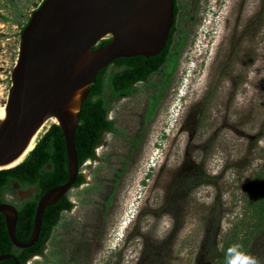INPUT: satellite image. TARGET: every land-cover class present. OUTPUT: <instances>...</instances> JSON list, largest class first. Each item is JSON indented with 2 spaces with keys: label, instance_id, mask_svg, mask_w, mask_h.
<instances>
[{
  "label": "rangeland",
  "instance_id": "374dc122",
  "mask_svg": "<svg viewBox=\"0 0 264 264\" xmlns=\"http://www.w3.org/2000/svg\"><path fill=\"white\" fill-rule=\"evenodd\" d=\"M41 3L0 0V14L8 17H0V106L7 102L19 56L14 20ZM178 5L172 57L147 82L135 84L132 95L111 100L107 117L115 130L102 133L96 158L82 164L85 182L67 194L73 207L62 212L44 254L26 264H135L138 236V264H216L236 222L238 237L244 236L251 210L243 197L264 170V79L248 78L254 60L264 72V0ZM171 69L164 96L152 109L153 95ZM112 70L113 65L107 75ZM54 123L56 118L36 135L33 147ZM137 136L140 146L133 150ZM243 173L251 176L238 183ZM34 191L14 184L5 198L19 205ZM165 214L174 225L157 240ZM118 233L125 237L113 248ZM242 261L264 264V228L254 233Z\"/></svg>",
  "mask_w": 264,
  "mask_h": 264
},
{
  "label": "water",
  "instance_id": "95a60500",
  "mask_svg": "<svg viewBox=\"0 0 264 264\" xmlns=\"http://www.w3.org/2000/svg\"><path fill=\"white\" fill-rule=\"evenodd\" d=\"M174 9V0H44L33 11L21 34L5 111L0 108V169L9 168L5 166L56 118L65 139L69 178L39 198L28 241L16 235L17 205L0 203L14 246L28 248L38 241L46 207L67 195L82 173L75 134L82 104L99 71L120 57L157 55L167 44ZM78 90L81 97L72 102ZM8 257L14 255L0 254V260Z\"/></svg>",
  "mask_w": 264,
  "mask_h": 264
},
{
  "label": "trees",
  "instance_id": "16d2710c",
  "mask_svg": "<svg viewBox=\"0 0 264 264\" xmlns=\"http://www.w3.org/2000/svg\"><path fill=\"white\" fill-rule=\"evenodd\" d=\"M43 2L44 0H40ZM175 2V22L171 28L167 44L163 50L153 56H130L117 58L112 64L99 71L96 79L91 83L90 90L85 98L81 111L79 125L75 134V144L79 157L80 167L87 159L96 158V148L102 141L103 132L115 130L114 120L107 117L110 102L121 95L130 96L134 93V85L139 82H147L156 72H160L172 57L177 31V17L180 11L178 0ZM19 8H15L18 14ZM32 13L15 18L14 23L19 27V36L27 26ZM5 22L8 17L0 14ZM111 40L102 39L95 48L107 44ZM113 65L115 70L107 75V70ZM173 69V66L171 67ZM172 69L166 74V78L160 87V91L153 95L152 109L161 101L165 89L172 78ZM133 150L140 146L139 137L131 140ZM69 178L68 157L65 139L59 124L54 123L36 141L34 147L25 158L17 165L0 169V203L7 202L5 195L14 191V184L21 188L35 191L31 197L23 199L18 207V221L16 235L22 241H28L32 235L35 211L41 195L49 188L65 183ZM85 182V176L80 172L74 187ZM255 188L247 190L243 197V206L251 210L250 219L246 221L247 230L244 236L238 237L240 221L233 225L231 231L225 237L221 249V256L216 264H228L229 259L235 255L229 254L233 249L234 254L240 260L245 258L250 242L255 232L264 228V170L256 177ZM73 207L67 195H63L57 202L48 205L44 211L41 233L38 241L31 247L18 248L11 242L6 218L0 213V254H13L0 260V264H26L34 255H43L46 242L52 235L53 229L58 225L63 211H69Z\"/></svg>",
  "mask_w": 264,
  "mask_h": 264
},
{
  "label": "clouds",
  "instance_id": "9594fccd",
  "mask_svg": "<svg viewBox=\"0 0 264 264\" xmlns=\"http://www.w3.org/2000/svg\"><path fill=\"white\" fill-rule=\"evenodd\" d=\"M261 2H262V0H256L257 4H259ZM259 67H260V61L254 60V62L250 66L251 70L248 73V78L251 80L255 77L257 80V83L259 82V80L264 79V72H258L257 71V69ZM237 99L238 100L240 99L239 95L237 96ZM159 147H161V146L158 143L157 149H159ZM182 162H183V159H181L180 162L175 165V167H179L182 164ZM196 162H198V161H196ZM152 166H154V164ZM221 166H223V162H221ZM249 176H251V174L243 173L242 178L240 179V181L238 183H242L243 179H247ZM137 211H139V210H137ZM147 218H150L152 222H155L157 220L155 217H153L151 215H148ZM134 219H135V217L127 220V222L124 225L125 229H127V227H129L133 223ZM159 222H160L159 229H158L156 235L154 236V238L157 240H164L167 237V235L169 234V232L171 231V229L174 225V220L170 215L165 214L159 218ZM147 230L148 229L144 226L143 222H141V231L146 232ZM124 237H125V233H118L117 238L113 241V244L111 245V247L115 248L120 243V241L124 239ZM135 239L140 240V252L135 253V264H138L141 252L143 250V238L138 236ZM229 254L235 255V258L229 259L228 264H245V261L240 260L238 255L234 254L233 249H229ZM254 264H257V262L255 261Z\"/></svg>",
  "mask_w": 264,
  "mask_h": 264
},
{
  "label": "bare ground",
  "instance_id": "6f19581e",
  "mask_svg": "<svg viewBox=\"0 0 264 264\" xmlns=\"http://www.w3.org/2000/svg\"><path fill=\"white\" fill-rule=\"evenodd\" d=\"M81 94H82V91H81V90H78V91L73 95V97H72V102H77V101L80 99ZM0 108H2V109L5 111V105L0 106ZM72 110H73L74 112H76V111H77V108L75 107V108H73ZM43 128H44V127H43ZM43 128H42V129H43ZM42 129H40V130L36 133V135H38V134L42 131ZM36 135L32 138L31 142L29 143V145H28V147L26 148V150L24 151V153H23L19 158H17V159L14 160L13 162L9 163V164L6 165L5 167H10V166L16 165L17 163H19V162L24 158V156L28 153V151L31 150V149L33 148L32 145H33V141H34V138L36 137Z\"/></svg>",
  "mask_w": 264,
  "mask_h": 264
},
{
  "label": "flooded vegetation",
  "instance_id": "af4514ba",
  "mask_svg": "<svg viewBox=\"0 0 264 264\" xmlns=\"http://www.w3.org/2000/svg\"><path fill=\"white\" fill-rule=\"evenodd\" d=\"M34 256H37V255H34ZM34 256H33V257H34ZM31 258H32V257H31ZM28 260H29V259H28ZM28 260H27V261H28Z\"/></svg>",
  "mask_w": 264,
  "mask_h": 264
}]
</instances>
